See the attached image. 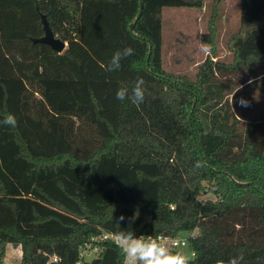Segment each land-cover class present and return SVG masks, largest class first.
<instances>
[{
    "label": "trees",
    "instance_id": "obj_1",
    "mask_svg": "<svg viewBox=\"0 0 264 264\" xmlns=\"http://www.w3.org/2000/svg\"><path fill=\"white\" fill-rule=\"evenodd\" d=\"M223 2L0 0V121L18 122L0 123V262L11 246L19 264H76L91 245L81 264H125L124 230L187 235L190 264H264V0H240L220 60ZM206 7L209 55L193 78L165 71L163 9ZM41 15L61 54L32 43ZM124 47L135 54L106 71ZM138 77L144 102L117 100Z\"/></svg>",
    "mask_w": 264,
    "mask_h": 264
},
{
    "label": "rangeland",
    "instance_id": "obj_2",
    "mask_svg": "<svg viewBox=\"0 0 264 264\" xmlns=\"http://www.w3.org/2000/svg\"><path fill=\"white\" fill-rule=\"evenodd\" d=\"M239 4L240 0H224L221 5L220 21L217 31V51L218 58L225 60L229 57V51L226 43L231 34L236 32L239 27ZM208 9H186V8H164L162 11V61L163 69L167 72L185 75L193 78L197 66L201 64L209 55L200 49V37L207 31ZM247 73L232 78L237 84L243 83L247 79ZM249 91L251 103L253 106H260V96L255 92ZM231 98V97H230ZM236 107L243 111L245 106H241L240 98L236 97ZM213 199L210 195H204L202 199ZM181 238H187V235L181 234ZM117 243V242H116ZM14 253L9 248L5 251V257L0 264H19L21 253ZM178 251L188 255L191 259V251L188 247H181ZM89 252V251H88ZM87 252V253H88ZM94 253L87 254L83 261L90 262L95 258Z\"/></svg>",
    "mask_w": 264,
    "mask_h": 264
},
{
    "label": "clouds",
    "instance_id": "obj_3",
    "mask_svg": "<svg viewBox=\"0 0 264 264\" xmlns=\"http://www.w3.org/2000/svg\"><path fill=\"white\" fill-rule=\"evenodd\" d=\"M200 49L205 54L211 51V45L202 42ZM135 54L132 47H124L113 53L107 65H103L106 71H118L121 67V62ZM19 59V57H17ZM145 81L142 77H138L134 82L131 90L127 87L119 88L116 91V99L120 101L130 100L134 105H140L145 98ZM241 106H247V102L241 98L239 101ZM4 126L11 128L17 127V119L13 114H8L3 121H0ZM199 163L197 167H199ZM125 220L124 216L119 217V222ZM114 239L117 246L121 249L125 264H190L188 255L180 251H172L163 243L162 237H145L136 236L132 231H119L114 233ZM244 256L232 257L227 264H243ZM217 264H225L224 261H218Z\"/></svg>",
    "mask_w": 264,
    "mask_h": 264
},
{
    "label": "water",
    "instance_id": "obj_4",
    "mask_svg": "<svg viewBox=\"0 0 264 264\" xmlns=\"http://www.w3.org/2000/svg\"><path fill=\"white\" fill-rule=\"evenodd\" d=\"M142 8V7H141ZM139 14L135 18L134 22L138 19ZM40 23L42 25L43 36L39 39H31L33 44H43L48 46L52 51L61 54L67 44L56 38L50 30L48 22L44 15L40 16ZM130 30L133 31V24L130 26Z\"/></svg>",
    "mask_w": 264,
    "mask_h": 264
},
{
    "label": "built area",
    "instance_id": "obj_5",
    "mask_svg": "<svg viewBox=\"0 0 264 264\" xmlns=\"http://www.w3.org/2000/svg\"><path fill=\"white\" fill-rule=\"evenodd\" d=\"M158 237H162L163 238L161 243H163L164 245L168 246L170 248V250H175V249H179L181 247L187 246V238H181V237L169 238V237H166V236H158ZM110 238H112V237L104 235L102 237V240H106V239H110ZM96 252H97V247L91 246V245H85L84 247H82L80 249V252H79L80 260L76 264H81L82 263L81 259H83L87 254H89V253L96 254ZM52 261L56 262V259L53 258Z\"/></svg>",
    "mask_w": 264,
    "mask_h": 264
},
{
    "label": "crops",
    "instance_id": "obj_6",
    "mask_svg": "<svg viewBox=\"0 0 264 264\" xmlns=\"http://www.w3.org/2000/svg\"><path fill=\"white\" fill-rule=\"evenodd\" d=\"M9 248H10V246H7L6 247V249H8L9 250ZM14 249V248H13ZM16 250H14V253H15V255H16V253H18L17 251H18V249L17 248H15ZM21 253V252H20ZM20 257H21V255H20ZM20 257H19V259H17V262L19 263V260H20Z\"/></svg>",
    "mask_w": 264,
    "mask_h": 264
}]
</instances>
